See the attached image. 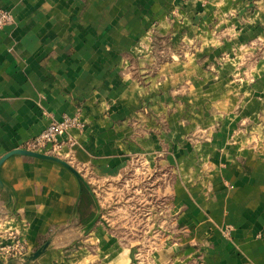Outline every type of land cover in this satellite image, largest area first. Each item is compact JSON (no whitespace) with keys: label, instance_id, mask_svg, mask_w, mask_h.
<instances>
[{"label":"crops","instance_id":"obj_1","mask_svg":"<svg viewBox=\"0 0 264 264\" xmlns=\"http://www.w3.org/2000/svg\"><path fill=\"white\" fill-rule=\"evenodd\" d=\"M0 8V243L25 245L0 264H137L126 242L160 237V264H264V0ZM64 117L58 161L19 152ZM131 176L168 184L149 232L110 227L104 193Z\"/></svg>","mask_w":264,"mask_h":264},{"label":"rangeland","instance_id":"obj_2","mask_svg":"<svg viewBox=\"0 0 264 264\" xmlns=\"http://www.w3.org/2000/svg\"><path fill=\"white\" fill-rule=\"evenodd\" d=\"M158 184L159 190L158 192H154L150 190L148 181L145 184L135 183L133 176L126 180L112 182L109 189H107V194L104 193L106 198L105 204L107 206L106 214L110 220L111 229L117 232L119 222L121 221L126 225V229L132 233L135 231L140 232L142 229H146L145 231L149 232L152 226L150 224V217H152V221L156 218L158 220L165 217L172 218V211L168 207L169 204L166 200L168 195L165 192V186H168L166 179L160 176ZM126 243L129 244L128 247L131 249L136 247L137 264H155V262L156 264H160L157 258H152V246L154 243L161 246L164 243L161 237L157 241H140L139 239L134 241L131 239ZM9 260L13 259L4 260L3 262L6 263Z\"/></svg>","mask_w":264,"mask_h":264},{"label":"built area","instance_id":"obj_3","mask_svg":"<svg viewBox=\"0 0 264 264\" xmlns=\"http://www.w3.org/2000/svg\"><path fill=\"white\" fill-rule=\"evenodd\" d=\"M14 20L13 13L0 8V30L4 29ZM80 126L76 119L64 117L60 121L51 122L47 128L31 142L29 148L32 152H42L47 155L55 151L58 146V137L66 134L72 127ZM9 238V239H8ZM0 243V260L14 259L25 253V245L17 236L11 235Z\"/></svg>","mask_w":264,"mask_h":264},{"label":"water","instance_id":"obj_4","mask_svg":"<svg viewBox=\"0 0 264 264\" xmlns=\"http://www.w3.org/2000/svg\"><path fill=\"white\" fill-rule=\"evenodd\" d=\"M19 152H21V153H25V154H28V155H32V156H35V157H40V158H45V159H52V160H57L58 161V159H56V158H54V157H52V156H49V155H43V154H38V153H33V152H28V151H24V150H21V151H19ZM4 160V159H3ZM2 160V161H3ZM60 161V160H59ZM60 162H62V161H60ZM62 163H64V162H62ZM65 166H67L69 169H71L74 173H76V171L72 168V167H70L68 164H64ZM77 174V173H76ZM48 247V244H46L42 249H40L33 257H32V259H36V258H38L43 252H44V250L46 249Z\"/></svg>","mask_w":264,"mask_h":264}]
</instances>
